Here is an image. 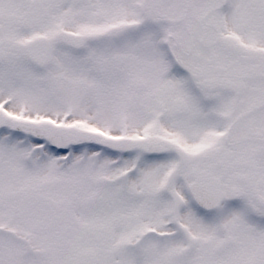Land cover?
<instances>
[{"label":"snow or ice","instance_id":"6c2138e0","mask_svg":"<svg viewBox=\"0 0 264 264\" xmlns=\"http://www.w3.org/2000/svg\"><path fill=\"white\" fill-rule=\"evenodd\" d=\"M0 264H264V0H0Z\"/></svg>","mask_w":264,"mask_h":264}]
</instances>
